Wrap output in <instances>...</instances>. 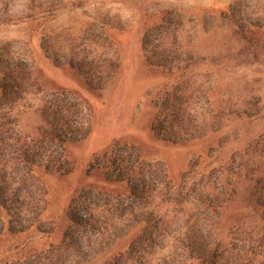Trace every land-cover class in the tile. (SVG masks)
<instances>
[{
    "label": "rangeland",
    "instance_id": "374dc122",
    "mask_svg": "<svg viewBox=\"0 0 264 264\" xmlns=\"http://www.w3.org/2000/svg\"><path fill=\"white\" fill-rule=\"evenodd\" d=\"M146 56L187 58L188 68L169 76L149 66ZM51 58H60L59 65ZM98 58H117L119 69L103 90L92 91L69 63ZM0 60L25 61L48 87L76 93L90 110L88 135L65 147L66 174L36 170L42 186L32 180V198L19 199L34 212L28 219L33 225L19 231L17 219L12 232L6 226L0 264H22L24 256L30 257L27 264H110L127 250L133 219L125 185L105 183L96 166L116 142L162 164L171 184L186 194L264 136V0H0ZM180 74L193 92L191 105L199 116L194 126L211 123L215 130L172 145L153 136L149 121L156 98ZM41 125L36 106L22 113L25 134ZM36 186L43 194L41 211L32 210ZM157 204L136 217L151 218ZM165 208H158V216L183 220ZM69 215L92 227L70 224ZM251 215L247 202L236 200L221 217L223 233L235 221L252 223ZM76 251L79 263L70 255Z\"/></svg>",
    "mask_w": 264,
    "mask_h": 264
},
{
    "label": "trees",
    "instance_id": "16d2710c",
    "mask_svg": "<svg viewBox=\"0 0 264 264\" xmlns=\"http://www.w3.org/2000/svg\"><path fill=\"white\" fill-rule=\"evenodd\" d=\"M249 33L252 38L257 35V32ZM143 43L146 52V41ZM51 59L59 65L60 58ZM145 60L149 66L169 76L179 71L184 73L188 68L187 58L146 56ZM69 65L92 91L103 90L119 69L117 58L89 63L79 60ZM190 87L187 78L180 74L175 85L156 98L149 121L150 132L156 139L185 145L215 130L211 123L194 126L199 116L191 105ZM34 106L42 125L33 133L25 134L20 127V117ZM230 114L235 115V111L231 110ZM89 123V107L76 93L48 87L42 75L25 61L0 60V236L8 225V231L12 232L11 225L17 219L21 225L19 231L33 225L28 219L34 212L25 209L19 199L32 198L30 190L35 187L32 180L41 185L39 176L35 178L36 170L49 175L66 174L62 160L65 147L85 138L90 131ZM246 148L217 174L210 173L198 183L196 186L200 189L196 193L191 188L183 194L182 188L171 184L162 164L147 162L139 152L133 154L129 144L120 149L116 142L96 166L105 183L125 185L127 200L132 205L127 211L133 221L127 224V250L110 264H192L193 261L198 264H264V136ZM35 194L39 198L32 210L41 211L44 202L41 187L36 186ZM154 200L158 204L151 211L152 217L138 219L136 212L149 210ZM236 200L247 202L252 223L235 221L225 235L221 217ZM162 205L166 206V213L172 209L183 220L158 216ZM112 208L117 212L115 204ZM27 215L29 218H24ZM86 215L92 217L91 212ZM68 219L77 227H92L80 216L69 215ZM79 253L70 254L73 263H79ZM61 256L65 255H57L62 259ZM22 259V264L30 261L27 256Z\"/></svg>",
    "mask_w": 264,
    "mask_h": 264
}]
</instances>
